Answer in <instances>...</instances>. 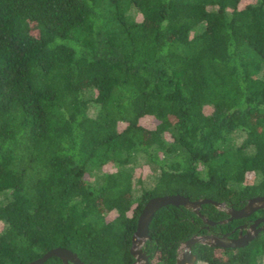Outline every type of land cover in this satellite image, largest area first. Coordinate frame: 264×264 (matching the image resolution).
Segmentation results:
<instances>
[{"label": "trees", "instance_id": "16d2710c", "mask_svg": "<svg viewBox=\"0 0 264 264\" xmlns=\"http://www.w3.org/2000/svg\"><path fill=\"white\" fill-rule=\"evenodd\" d=\"M243 1L0 0V264L59 248L134 264L152 199L240 211L264 197V0ZM140 160L154 174L136 185ZM200 213L216 225L160 209L149 264H176L191 239L245 222L212 204ZM193 253L196 264H264V231Z\"/></svg>", "mask_w": 264, "mask_h": 264}, {"label": "water", "instance_id": "95a60500", "mask_svg": "<svg viewBox=\"0 0 264 264\" xmlns=\"http://www.w3.org/2000/svg\"><path fill=\"white\" fill-rule=\"evenodd\" d=\"M204 204H212L215 207L225 210L230 218L229 222L233 220H240L250 217L252 214L264 210V197L255 198L249 201L248 205L240 211L234 209H228L225 204H220L212 200H199L191 201L189 198L175 195L167 197L154 198L148 202L144 208L143 213L140 215L138 220V228L133 236L131 253L135 257L136 262L134 264H149V256L143 250V246L150 239L149 228L150 224L156 213L165 207L176 206L184 207L189 210L196 212L208 226H215L216 224L209 221L200 211ZM227 222V221H226ZM264 223V219L261 220ZM258 223V222H257ZM257 224L252 227V233L249 232L246 235H242L239 239L231 238V234H227L223 237L219 236H201L191 239L189 242L182 245L179 251V257L176 264H196L198 261L197 256L193 253V247L196 244H205L215 248L223 249H238L246 247L250 242H252L260 232L264 231V226L260 229H257ZM209 228V227H208ZM52 258H59L64 264H85L81 261L77 254L71 252L67 249H54L47 254H45L40 259L31 262L29 264H45L48 260Z\"/></svg>", "mask_w": 264, "mask_h": 264}, {"label": "rangeland", "instance_id": "374dc122", "mask_svg": "<svg viewBox=\"0 0 264 264\" xmlns=\"http://www.w3.org/2000/svg\"><path fill=\"white\" fill-rule=\"evenodd\" d=\"M253 0H244L242 3V7H244L246 4L252 2ZM140 20V17L138 18ZM141 124L146 127L147 129H155L156 128V122L153 119L150 118H145L141 120ZM104 171L107 172H113L115 171V167L113 165H110L108 167L104 168ZM154 174L152 168L148 166L146 163H143L142 160H140V165L137 166L135 169L134 175H135V184L138 185L139 180H146L147 178H151V176ZM147 181V180H146ZM153 182V178L151 182ZM138 188V187H137ZM115 216V213H112L108 216L109 219H112Z\"/></svg>", "mask_w": 264, "mask_h": 264}, {"label": "flooded vegetation", "instance_id": "af4514ba", "mask_svg": "<svg viewBox=\"0 0 264 264\" xmlns=\"http://www.w3.org/2000/svg\"><path fill=\"white\" fill-rule=\"evenodd\" d=\"M264 219V210H260L254 214H252L250 217L242 219L245 220V222L238 226L237 228H235L232 232L230 233H226V234H221L219 232H212V230L209 229V235L206 236H219V237H223L227 234H231V238L233 239H239L241 237V233L242 235H246L249 232H253L252 231V227L255 226L257 224V229H260L264 226V223L261 222V220ZM258 222V223H257ZM214 227V226H212ZM208 228V227H207ZM261 233V232H260ZM259 233V234H260ZM236 236V237H234ZM180 251V250H179Z\"/></svg>", "mask_w": 264, "mask_h": 264}]
</instances>
